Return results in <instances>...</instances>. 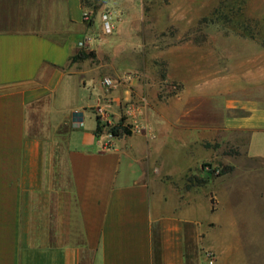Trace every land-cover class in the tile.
<instances>
[{"label":"crops","instance_id":"0c3cea01","mask_svg":"<svg viewBox=\"0 0 264 264\" xmlns=\"http://www.w3.org/2000/svg\"><path fill=\"white\" fill-rule=\"evenodd\" d=\"M86 11L82 0H0V264H264L234 200L244 180L264 182V51L233 81L150 89L125 80L130 69L105 48L111 34L92 35L97 15L84 22ZM181 68L170 62L164 80L184 85ZM142 98L153 137L123 134L103 150L99 109L117 120ZM227 131L247 135L260 166L209 179L201 194L185 189ZM60 150L62 171L50 164Z\"/></svg>","mask_w":264,"mask_h":264},{"label":"rangeland","instance_id":"374dc122","mask_svg":"<svg viewBox=\"0 0 264 264\" xmlns=\"http://www.w3.org/2000/svg\"><path fill=\"white\" fill-rule=\"evenodd\" d=\"M82 3L88 12L97 15L96 31L91 33L97 38H101V17L111 15L115 25L107 38L110 44L105 47L110 51L108 57L111 56L117 69L129 68L127 73L143 77L150 89L166 86L177 93L180 87L190 86L199 77L209 79L211 84L219 79L233 81L234 75L248 70L251 54L264 51V0H82ZM90 57H95V53ZM175 60L183 65L178 71L184 79L181 86L164 80L169 63ZM89 93L90 89L83 92L88 96ZM246 145V134L227 131L225 141H211L206 146L212 159L199 163L185 174L180 184L201 194L207 192L205 184L209 179L235 169H256L260 163L247 158ZM65 163L63 150L51 154V166H59L62 171ZM191 165L193 162L187 161L179 167ZM55 175L62 186V173ZM263 187L261 178H248L234 198L238 200V213L247 219L240 224L245 234L243 241L251 243L252 250L257 251H264L261 202L264 198L260 196Z\"/></svg>","mask_w":264,"mask_h":264},{"label":"built area","instance_id":"2783aa9c","mask_svg":"<svg viewBox=\"0 0 264 264\" xmlns=\"http://www.w3.org/2000/svg\"><path fill=\"white\" fill-rule=\"evenodd\" d=\"M83 21L89 23L91 21V13L86 11L83 14ZM101 27L102 31L106 35H110L114 31V23L111 15L105 14L101 17ZM81 47H85L84 43L80 44ZM137 78L136 75L130 74L125 77L126 81H131ZM114 81L110 78H105L102 80V85L105 88L114 87ZM145 98L138 100L131 99L128 100L122 110V114L118 116L117 120L111 118L105 110L99 109L97 116L99 117V131L98 136L103 137L102 149H111V142L115 138L112 134V129L119 128V130H127L132 135L144 136L147 139L153 137V130L151 125L146 122L142 115L143 110L146 107ZM209 259L212 258L211 254H208Z\"/></svg>","mask_w":264,"mask_h":264},{"label":"trees","instance_id":"16d2710c","mask_svg":"<svg viewBox=\"0 0 264 264\" xmlns=\"http://www.w3.org/2000/svg\"><path fill=\"white\" fill-rule=\"evenodd\" d=\"M72 118H73V121L77 124V123H80L82 121V115L81 113H73L72 114ZM96 120L99 124V117L97 116L96 117ZM99 126V125H98ZM98 131H99V127H98ZM112 131V134L114 135V137H119L123 134L125 135H130V133L127 131V130H119V128H114L111 130Z\"/></svg>","mask_w":264,"mask_h":264}]
</instances>
